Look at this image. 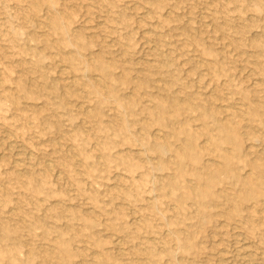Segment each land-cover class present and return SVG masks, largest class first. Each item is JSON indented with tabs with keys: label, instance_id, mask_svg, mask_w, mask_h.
Returning a JSON list of instances; mask_svg holds the SVG:
<instances>
[{
	"label": "rangeland",
	"instance_id": "1",
	"mask_svg": "<svg viewBox=\"0 0 264 264\" xmlns=\"http://www.w3.org/2000/svg\"><path fill=\"white\" fill-rule=\"evenodd\" d=\"M263 184L264 0H0V264H264Z\"/></svg>",
	"mask_w": 264,
	"mask_h": 264
},
{
	"label": "bare ground",
	"instance_id": "2",
	"mask_svg": "<svg viewBox=\"0 0 264 264\" xmlns=\"http://www.w3.org/2000/svg\"><path fill=\"white\" fill-rule=\"evenodd\" d=\"M169 10H170V9H169ZM83 104H84V103H83ZM74 154H75V153H74ZM52 163H53V162H52ZM51 170H52V169H51ZM260 182H261V181H260ZM260 182H259V183H260ZM261 183H263V182H261ZM261 183H260V184H261ZM263 185H264V184H263ZM257 186H258V185H257ZM257 188H258V187H257ZM260 188H261V186H260ZM262 188H263V187H262ZM248 195H249V193H248ZM54 202H55V201H54ZM13 209H14V207H13ZM136 220H137V219H136Z\"/></svg>",
	"mask_w": 264,
	"mask_h": 264
}]
</instances>
